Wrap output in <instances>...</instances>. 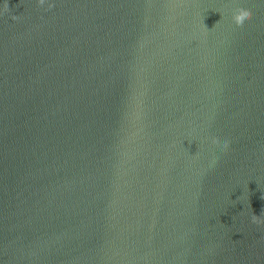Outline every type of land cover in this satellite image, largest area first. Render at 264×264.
Returning <instances> with one entry per match:
<instances>
[{"label":"water","instance_id":"1","mask_svg":"<svg viewBox=\"0 0 264 264\" xmlns=\"http://www.w3.org/2000/svg\"><path fill=\"white\" fill-rule=\"evenodd\" d=\"M262 195L264 0H0V264H264Z\"/></svg>","mask_w":264,"mask_h":264},{"label":"clouds","instance_id":"2","mask_svg":"<svg viewBox=\"0 0 264 264\" xmlns=\"http://www.w3.org/2000/svg\"><path fill=\"white\" fill-rule=\"evenodd\" d=\"M38 3L40 6H43L46 3V0H38ZM55 5L54 4H49V9L53 8ZM5 11H9L8 4L5 3L4 5ZM253 17V12L251 10L245 9L244 7H237L233 10L232 14V20L235 25H237L240 28H244L247 23L252 19ZM13 19H19V16H13ZM219 24L217 23V27ZM217 144H220V140H215L214 141ZM230 141L224 142L223 148L225 151H227L230 147ZM261 199H264V195L261 196ZM251 220L254 224L257 225H264V210H262L261 215H256L253 214L251 217Z\"/></svg>","mask_w":264,"mask_h":264}]
</instances>
